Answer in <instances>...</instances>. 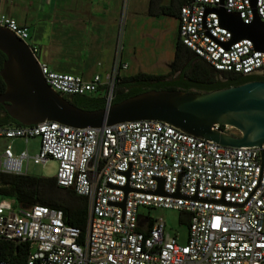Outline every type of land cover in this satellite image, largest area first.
<instances>
[{
  "label": "built area",
  "instance_id": "1",
  "mask_svg": "<svg viewBox=\"0 0 264 264\" xmlns=\"http://www.w3.org/2000/svg\"><path fill=\"white\" fill-rule=\"evenodd\" d=\"M238 13L249 23V0H183L177 37L211 67L225 73L262 74L264 51L248 38L230 46L231 32L215 9ZM255 10L264 22V0ZM120 24V23H119ZM0 27L24 41L46 83L59 94L100 92L112 103L114 86L128 63L122 59L117 26L111 65L89 78L60 73L40 60L26 40L28 28L0 13ZM214 129L230 131L215 124ZM38 137V150L13 152L14 138ZM8 143L0 152V172L25 174L30 161H57L58 186L85 198L83 229L67 224L60 209L16 206L0 198V241L28 243L25 264H264V141L260 146H223L157 120L124 121L77 128L45 120L32 125H0ZM166 194L155 193L157 178ZM124 206L117 203L124 199ZM178 192L180 196H174ZM157 206L188 213L185 242L166 230L165 221L138 212ZM0 264H9L0 257Z\"/></svg>",
  "mask_w": 264,
  "mask_h": 264
},
{
  "label": "water",
  "instance_id": "2",
  "mask_svg": "<svg viewBox=\"0 0 264 264\" xmlns=\"http://www.w3.org/2000/svg\"><path fill=\"white\" fill-rule=\"evenodd\" d=\"M249 1V23L243 22L238 13L222 7L215 9L219 24L231 32L225 46L248 38L255 50L264 51V22L256 13V0ZM0 51L5 54L0 68L5 84L0 104L21 125L49 120L84 128L147 119L165 122L223 146H260L264 141V80L197 92L149 89L102 108L84 109L46 83L28 45L4 27H0ZM215 124L229 126L230 131L214 129ZM157 182L154 192L166 194L163 179L159 177ZM129 189L124 186V199L118 206H124ZM173 195L180 196L177 191Z\"/></svg>",
  "mask_w": 264,
  "mask_h": 264
},
{
  "label": "crops",
  "instance_id": "3",
  "mask_svg": "<svg viewBox=\"0 0 264 264\" xmlns=\"http://www.w3.org/2000/svg\"><path fill=\"white\" fill-rule=\"evenodd\" d=\"M182 2L140 0V4L146 3L144 13L176 20ZM120 5L121 0H0V13L28 28L40 60L50 69L89 78L96 72H105L111 65ZM122 59L128 67L120 76L162 74L140 63L131 67L124 56Z\"/></svg>",
  "mask_w": 264,
  "mask_h": 264
},
{
  "label": "trees",
  "instance_id": "4",
  "mask_svg": "<svg viewBox=\"0 0 264 264\" xmlns=\"http://www.w3.org/2000/svg\"><path fill=\"white\" fill-rule=\"evenodd\" d=\"M162 13L170 15L167 11H162ZM4 59L5 54L0 51V68ZM251 78L252 76H240L214 69L183 45L177 37L169 73L166 75L137 73L119 77L114 86L115 96L112 103L149 89H180L188 92L208 91L242 84L251 81ZM4 88L5 84L0 77V92ZM64 97L70 103L84 109H96L105 106L101 96L66 95ZM7 124L20 125L5 112L0 104V125ZM220 127L223 128V125ZM3 196L13 198L16 206L44 205L60 209L67 224L81 229L85 225L87 215L85 198L69 188L58 186L54 177L0 172V197ZM181 213L185 216L180 217L179 222L188 225V213ZM29 248L28 243L14 245L0 241V257L6 259L9 264H25Z\"/></svg>",
  "mask_w": 264,
  "mask_h": 264
},
{
  "label": "rangeland",
  "instance_id": "5",
  "mask_svg": "<svg viewBox=\"0 0 264 264\" xmlns=\"http://www.w3.org/2000/svg\"><path fill=\"white\" fill-rule=\"evenodd\" d=\"M144 11H146V3L140 4V0H121L118 31L122 45V56L130 62L131 67L140 63V65L147 67L152 66V71L166 75L169 73L170 63L173 59L174 45L177 39V20L170 16H151ZM26 41L32 42L30 36ZM100 94L97 92L93 93L92 96H99ZM7 143L8 140L0 138V152ZM38 144V137L29 139L27 145L21 138H14L11 142L14 153L27 148L30 155L37 152ZM57 166L58 163L53 158L37 164L30 161L26 173L35 176L54 177ZM138 212L165 221L166 230L176 235L179 242H185L188 225L179 222V218L185 216L181 211L160 206L141 205L138 207ZM262 224L264 228V215Z\"/></svg>",
  "mask_w": 264,
  "mask_h": 264
},
{
  "label": "flooded vegetation",
  "instance_id": "6",
  "mask_svg": "<svg viewBox=\"0 0 264 264\" xmlns=\"http://www.w3.org/2000/svg\"><path fill=\"white\" fill-rule=\"evenodd\" d=\"M251 80H264V76L261 74L252 75Z\"/></svg>",
  "mask_w": 264,
  "mask_h": 264
}]
</instances>
